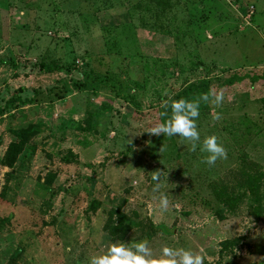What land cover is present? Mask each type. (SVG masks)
<instances>
[{
  "label": "rangeland",
  "instance_id": "rangeland-1",
  "mask_svg": "<svg viewBox=\"0 0 264 264\" xmlns=\"http://www.w3.org/2000/svg\"><path fill=\"white\" fill-rule=\"evenodd\" d=\"M263 69L264 0H0V264H88L118 241L102 227L111 207L137 223L121 242L146 240L154 258L167 246L202 250L204 264H264V214L226 210L211 187L244 160L264 170ZM234 73L243 80L220 84ZM208 78L197 130L226 152L212 166L199 143L150 133L163 101ZM31 124L35 152L4 166L13 131Z\"/></svg>",
  "mask_w": 264,
  "mask_h": 264
},
{
  "label": "clouds",
  "instance_id": "clouds-1",
  "mask_svg": "<svg viewBox=\"0 0 264 264\" xmlns=\"http://www.w3.org/2000/svg\"><path fill=\"white\" fill-rule=\"evenodd\" d=\"M210 94H200L198 99H179L163 101L160 113L163 122L157 123L151 128L150 133L168 137H182L189 143V151H196L199 143V151L206 153L202 162L212 166L217 159L225 158V148L218 143L214 134L206 135L201 139L197 130L196 119L199 116L201 102H208ZM223 99L222 92H217L211 100L214 105H219ZM170 109V111H169ZM220 118L219 114L213 116L214 120ZM151 180L154 182L153 191L158 192V208L161 213L169 210V198L166 192L159 191L161 178L159 171L152 173ZM88 264H204V255L200 252H193L190 249H173L163 246L160 249L159 257L154 258L146 240L124 243L115 241L109 243L102 253L88 257Z\"/></svg>",
  "mask_w": 264,
  "mask_h": 264
},
{
  "label": "trees",
  "instance_id": "trees-1",
  "mask_svg": "<svg viewBox=\"0 0 264 264\" xmlns=\"http://www.w3.org/2000/svg\"><path fill=\"white\" fill-rule=\"evenodd\" d=\"M156 4L160 7H168L170 0H155ZM41 67L46 72H52L59 70L60 67L57 64L48 65L41 64ZM264 72V69H263ZM244 75H237L236 73L220 79V84L223 86L232 85L236 81L243 80ZM214 81L211 79H204L189 83L181 91V97L185 99H193L194 97L199 98L200 94L210 93L211 84ZM64 85V84H63ZM63 85L62 88L50 87L46 92L47 102H54L57 99L63 98ZM61 90V91H60ZM60 91V92H59ZM41 92L35 90L34 96L30 99H24L23 102L33 103L40 100ZM124 99L134 102V99L129 96H123ZM3 111L0 108V114ZM39 125H28L27 127L13 131L16 140L11 141L4 155L1 159V163L6 167H12L16 161L17 156L22 152L23 148L29 150V154H33L36 149V145L31 142L32 136L37 132ZM232 180L229 182L223 179L214 182L211 187L215 190L218 195L219 203L226 210L233 211L240 203H247L248 211L255 217H260L264 214V170L259 168V165L255 161L244 160L237 171H231ZM99 208V201L93 200L89 204L91 211H96ZM137 223H133V220L126 214L122 213L119 208L111 207L106 211V219L103 224V230L108 234L110 239L122 241L125 239L127 233L136 226Z\"/></svg>",
  "mask_w": 264,
  "mask_h": 264
}]
</instances>
